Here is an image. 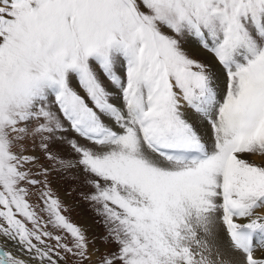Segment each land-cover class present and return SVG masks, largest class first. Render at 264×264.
I'll use <instances>...</instances> for the list:
<instances>
[{"label": "snow or ice", "instance_id": "snow-or-ice-1", "mask_svg": "<svg viewBox=\"0 0 264 264\" xmlns=\"http://www.w3.org/2000/svg\"><path fill=\"white\" fill-rule=\"evenodd\" d=\"M0 264H264V0H0Z\"/></svg>", "mask_w": 264, "mask_h": 264}, {"label": "rangeland", "instance_id": "rangeland-1", "mask_svg": "<svg viewBox=\"0 0 264 264\" xmlns=\"http://www.w3.org/2000/svg\"><path fill=\"white\" fill-rule=\"evenodd\" d=\"M248 158L250 160L254 159V157L252 159V156ZM257 163H260V161H258ZM52 181L54 189L69 205L71 209L69 215L71 216L73 222L86 228L89 237H97L96 244L101 248V251H103L104 245L100 244V241L98 239V237L104 234V227L99 222L100 217H98L94 213L90 205L80 195V193H89L92 191V189L85 186L82 182V179L72 181L65 180L62 177L54 176L52 178ZM71 189H75L72 195H66V193Z\"/></svg>", "mask_w": 264, "mask_h": 264}, {"label": "bare ground", "instance_id": "bare-ground-1", "mask_svg": "<svg viewBox=\"0 0 264 264\" xmlns=\"http://www.w3.org/2000/svg\"><path fill=\"white\" fill-rule=\"evenodd\" d=\"M252 159H253V157H252ZM254 159L258 162V161H260L261 162V158L260 157H254ZM253 159V160H254Z\"/></svg>", "mask_w": 264, "mask_h": 264}]
</instances>
